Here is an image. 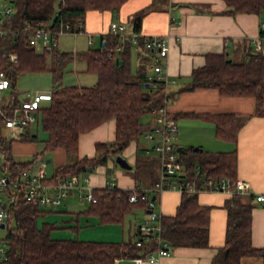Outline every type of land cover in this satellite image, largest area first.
<instances>
[{"label":"trees","instance_id":"16d2710c","mask_svg":"<svg viewBox=\"0 0 264 264\" xmlns=\"http://www.w3.org/2000/svg\"><path fill=\"white\" fill-rule=\"evenodd\" d=\"M127 0H15V11L4 23L6 35L2 40L3 67L16 85L20 75L27 71H51L56 83L61 81L67 65L75 59L71 52L60 51L56 46L37 51L29 42L32 30L46 27L57 31L62 24L72 30H84L86 15L90 10H112L117 13ZM231 13L256 12L264 16V0H225ZM154 6V4H152ZM150 9V7L148 8ZM148 9L138 11L132 20L134 32L140 34L142 18ZM132 34L122 37L109 31L99 46H92L78 55L86 62V70L95 73L97 80L89 86L59 84L52 92L48 103L37 110L46 137L43 148L32 160L16 161L12 153L13 138L5 133L6 118L13 113L18 102L4 106L5 115L0 114V149L5 155L4 169L14 176L21 169L43 159L46 153L58 147L64 148L69 161L54 171L51 179L60 176L89 173V168L106 165L132 142L145 140V132L153 121V110L175 97L168 90L166 80L151 74L155 65V53L139 35L137 44ZM122 47V50L119 47ZM137 46L138 64L132 66V53ZM136 48V47H135ZM16 56L17 60L13 59ZM123 62L117 63L116 57ZM217 87L222 94L253 95L257 105L254 114H264V55L261 51H248L241 61H234L226 53L207 54L206 63L193 69L191 82L182 89ZM151 114L143 121L142 117ZM216 123L221 138L235 141L241 121L235 113L209 115ZM114 119L115 138L98 142L93 157H78L79 138L98 125ZM30 121L19 139L38 141L37 133L31 132ZM40 123V121H39ZM147 147L145 140L143 153ZM187 152H192L191 156ZM148 155V154H146ZM187 167L186 179L201 187L204 178L228 177L237 180V157L235 150L210 152L201 150L180 151ZM197 157V159L195 158ZM151 165L155 160L146 159ZM145 163V162H144ZM198 168H196V166ZM12 177V174H11ZM97 202L84 212L96 214L102 222H123L136 205L144 200H129L134 189H122L108 184L95 188ZM255 195L244 198L234 192L224 206L228 210L226 239L218 248L212 264H242V257L259 254L264 247L252 244V209ZM5 241L8 249L0 264H114L124 257H138L155 249L148 242L139 246L132 241H108L80 238H56L52 230L55 222L43 221L39 217L45 210L37 202L18 196L8 205ZM212 205L201 204L197 192L183 191L177 210L162 217V237L171 246H208L210 235V210Z\"/></svg>","mask_w":264,"mask_h":264},{"label":"crops","instance_id":"0c3cea01","mask_svg":"<svg viewBox=\"0 0 264 264\" xmlns=\"http://www.w3.org/2000/svg\"><path fill=\"white\" fill-rule=\"evenodd\" d=\"M149 7L150 9H148ZM142 9H148V11L142 18L139 35L144 38L153 36L167 38L168 50L166 54L159 55L155 53V59L158 58L162 63L163 71L160 75L166 80L168 90L173 94L175 93V97L168 101V108L179 127L176 137L178 150L180 148L179 153L183 149L184 151L192 150L193 152L201 150L210 152L235 150L237 157L236 177L237 179H244L250 184L249 192L242 193L244 198L247 199L251 194L256 197V195L264 193V114H254L257 105L256 97L253 95L222 94L217 87H197L180 90L190 84L193 69L206 63L207 54L224 52L234 61L243 60L250 50H259L264 55V42L260 48L256 43V40L262 34L260 25L264 20V16L256 12H228L226 11L228 5L225 0H127L117 13L112 10H90L86 15L84 30L77 33H67L75 35L87 34L89 47L86 50H88L95 42L94 36L99 35L101 41L104 35L110 31L109 27L112 20L125 23L128 34L135 33L132 20L134 15ZM57 47L60 51L71 52L75 55L74 61H83L82 69L88 73H92L86 70V62L78 58L77 55L86 50L77 52L61 50L58 42ZM135 47L134 49L137 52V46ZM36 50L42 51L40 48ZM93 74L95 75L93 78L91 76H83L82 81L90 82V84L96 82L97 76L95 73ZM151 74L158 73L153 69L151 70ZM59 84H62V82H55V87ZM12 87H15V85H12ZM49 87L50 85L44 86V88ZM11 102L19 103L21 100H8L4 102V98L2 97L1 104L3 107ZM42 105L45 104L42 103ZM220 113H235L238 115L241 126L235 141L221 138L217 134L216 123L213 119H210L209 115ZM5 130H7L5 133L9 138L14 139L12 142V153L16 161H30L34 154L40 151L36 141L21 140L19 138L22 133L19 134L6 126ZM115 131L116 122L114 119H110L92 130L82 133L79 138L78 157L95 156L96 144L98 142L113 140L115 138ZM195 144L197 146H194ZM132 145L138 147L137 141H132L125 148L126 154H130L129 150ZM197 147L199 149L196 150L195 148ZM191 154L192 152H187V155L191 156ZM144 155L146 157L143 160L138 157V154L136 156L133 155L130 160H136L137 163L142 161V164L147 165L149 168L151 166L158 167L157 174L146 176V181L143 184L142 181L138 182L133 176L124 174L121 169H118V185L116 186L122 189L134 190L147 189L152 186L160 177L161 164L156 153ZM0 156L2 162H4L5 155L1 149ZM17 156L20 158H17ZM48 158L50 159L49 162H47ZM195 158L197 159V157ZM146 159H149V162L155 160L154 162L157 166L149 164ZM181 159L187 170L185 159L183 157ZM68 161L69 158L66 150L58 147L46 153L43 159H39L33 164L36 165L37 163L44 162L48 181L55 182L51 179L54 171L58 166ZM50 164H53V166L50 167ZM114 165V160L109 159L106 165H97L96 169L93 168L92 171L83 173V175L89 177L88 183L94 189L104 188L107 182V177L105 176L106 167H113ZM76 193H78L79 199L82 200L77 190L72 191L67 197L74 196ZM197 194L201 204L212 205L210 210V244L208 246L170 245L171 253L161 255L157 262H153L146 255L151 252L157 253V242L150 240L148 242H154L156 248L149 250L142 256H138L147 257V259L143 260L144 262H140L138 257H124L118 259L114 264H212V259L218 248L225 243L228 210L224 204L233 193L228 191L201 190ZM182 195V190L177 188L167 189L157 194L154 198L155 210L160 212L162 217L163 215L174 214L181 202ZM64 200L58 206L41 205V207L46 206L42 208L45 212H54L58 209L65 210L62 206ZM253 204L252 244L255 247L262 248L264 247V202L258 201L255 198ZM149 209L147 202L136 205L126 215V217L130 215L128 225L125 224L126 217L122 223L102 222L98 215H89L97 217V221L100 220L102 222V226L100 227L107 229L100 240L127 241L132 239V241H136L139 235L138 227L142 220L148 216ZM66 213L67 211L65 210L63 215L58 216H65ZM132 222L134 223L132 224ZM55 223L59 227V222L56 221ZM6 225L7 222L5 223V227ZM262 263L263 257L259 254L242 257V264Z\"/></svg>","mask_w":264,"mask_h":264},{"label":"built area","instance_id":"2783aa9c","mask_svg":"<svg viewBox=\"0 0 264 264\" xmlns=\"http://www.w3.org/2000/svg\"><path fill=\"white\" fill-rule=\"evenodd\" d=\"M15 0H0V91L11 85V79L3 67L2 40L6 35L4 28L5 21L12 16L15 11ZM261 36L256 40L260 48L264 42V20L261 22ZM110 31L125 37L126 24L117 20H112L109 27ZM77 31L72 30L69 24H62L57 31L46 27H39L31 31L29 35L30 44L44 50L57 45V38L61 33ZM139 34H132V41L137 44ZM146 47L154 53L165 55L168 50L167 38L163 36L145 37ZM122 50V47H119ZM17 60L16 56H13ZM154 71L158 77L162 78L160 73L163 71L162 63L158 58L155 59ZM52 98V92H38L30 97L24 98L13 109L12 115L6 118V127L21 134L30 121L35 120L34 112L42 106V101ZM0 96V114L5 115V110L1 104ZM153 121L150 128L145 132V140L148 145L145 153L150 155L156 153L161 164L160 177L147 189H135L130 195L129 200L136 202L144 200L147 202L151 211L145 217L138 227V237L135 243L142 246L152 240L157 242V253L146 255L149 260L157 262L161 255L171 253L170 244L161 234L162 231V214L155 210V199L159 193L167 189L177 188L183 191L198 192L201 190L228 191L248 193L250 184L244 179L232 180L228 177L221 178H204L201 187H198L195 181L186 179L187 170L184 162L180 157L177 144L175 142L179 131L176 120L172 117L168 101L153 110ZM12 174V177H11ZM89 177L83 174H73L70 176H60L55 182H49L44 162L32 164L21 169L17 175L4 169L0 156V223H6L10 217L8 205L18 196L25 200L37 202L40 205L58 206L62 203L72 191L77 190L81 199L89 202H97L99 195L90 186ZM153 195V196H152ZM258 201L264 202V193L256 195ZM8 244L5 240L0 239V260L5 258ZM147 257H138V260L144 262Z\"/></svg>","mask_w":264,"mask_h":264},{"label":"rangeland","instance_id":"374dc122","mask_svg":"<svg viewBox=\"0 0 264 264\" xmlns=\"http://www.w3.org/2000/svg\"><path fill=\"white\" fill-rule=\"evenodd\" d=\"M94 44L93 46H99L101 44L100 36H94ZM57 42L59 43V48L61 50L65 51H83L86 50L89 47L88 43V36L87 34H72V33H61L58 37ZM132 66L133 68H136L138 64V58L136 54V50H133L132 53ZM83 61L77 60L71 61L65 68L64 74L62 76V84L63 85H77V86H89L94 84H90V82L82 81L83 76H95L93 73H88L85 70L82 69L83 67ZM153 70V69H152ZM87 74V75H86ZM82 81V82H81ZM50 85L49 88H44V86ZM55 88V82H54V75L51 71L44 70V71H27L20 75L16 81L15 87H12V85L9 86V88L0 91V96L4 98V102L8 100H23L25 97H30L38 92H52ZM48 101H43V104H47ZM151 118V114L147 113L145 114L142 119L143 121H147ZM40 121V123H39ZM31 132L37 133L39 136V140L36 141L38 144L39 149L41 150L44 146L43 139L46 137V132L43 130L41 119L35 118L31 122ZM7 131V130H5ZM145 140L143 138L140 139L138 142V147L135 145L130 146V154L125 153V149L123 152H121V156L125 157L128 162L132 165V168L126 169L123 168L117 161L116 157L113 159L115 162V165L113 167H106V177L107 182L106 184L111 185H118L117 180V170L121 169L124 174H127L129 176H133L136 181L138 182H144L146 181V176L148 175H156L158 167H148L147 165L142 164L141 162H136V160H130L133 155H137L142 160L146 156L143 153L142 147L144 146ZM177 143L178 141L175 140ZM130 145V144H129ZM194 146H197L195 144ZM206 147V146H205ZM17 158H20L17 156ZM50 167L53 166V164L49 165ZM157 166V165H155ZM96 169V168H95ZM97 172V171H96ZM150 176V179H151ZM105 184V186H107ZM146 184V183H145ZM149 188V187H148ZM91 205V202L87 201L86 199H79L78 193H76L74 196L71 195L70 197H67L64 200V204L62 205L67 213L65 216H58L63 215L65 213V210H55L54 212H44L43 215L39 217L40 223L43 221L48 222H59V227L54 228L52 230V236L56 238H80V239H92V240H100L101 237L106 233V230L102 226V222L99 220L97 221V217L94 215H86L87 213L84 212L85 209H88ZM46 206H42V208H45ZM157 209V207H156ZM129 218L126 217L125 224H129ZM55 219V220H54ZM134 222H132L133 224ZM105 225V224H104ZM121 225V223H120ZM7 233V227H0V238L4 239ZM132 234V232H131ZM134 237V236H133Z\"/></svg>","mask_w":264,"mask_h":264},{"label":"water","instance_id":"95a60500","mask_svg":"<svg viewBox=\"0 0 264 264\" xmlns=\"http://www.w3.org/2000/svg\"><path fill=\"white\" fill-rule=\"evenodd\" d=\"M116 61H117V63H119V62H123V60H120V58L117 56L116 57ZM34 114L35 115H37V112H34ZM196 150L197 149H199L198 147L197 148H195ZM179 150H180V148H179ZM50 161V159L48 158L47 159V162H49ZM116 161L120 164V165H122L123 167H126V168H131V164L128 162V160L125 158V157H123V156H121V155H118V156H116ZM93 170V167H90L89 168V171H92ZM155 198V196H153V199ZM149 212L151 211V209H149L148 210ZM0 226L1 227H5V223L4 222H2V223H0Z\"/></svg>","mask_w":264,"mask_h":264}]
</instances>
